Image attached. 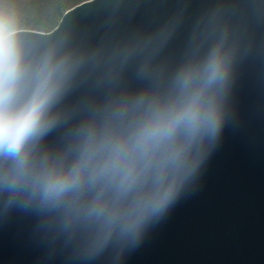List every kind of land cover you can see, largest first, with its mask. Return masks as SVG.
Listing matches in <instances>:
<instances>
[{
	"label": "clouds",
	"instance_id": "1",
	"mask_svg": "<svg viewBox=\"0 0 264 264\" xmlns=\"http://www.w3.org/2000/svg\"><path fill=\"white\" fill-rule=\"evenodd\" d=\"M262 105L264 0H0V238L128 264Z\"/></svg>",
	"mask_w": 264,
	"mask_h": 264
},
{
	"label": "water",
	"instance_id": "2",
	"mask_svg": "<svg viewBox=\"0 0 264 264\" xmlns=\"http://www.w3.org/2000/svg\"><path fill=\"white\" fill-rule=\"evenodd\" d=\"M13 253L5 234L0 238V264H22ZM128 264H264V119L260 112L225 137L201 187L173 208Z\"/></svg>",
	"mask_w": 264,
	"mask_h": 264
},
{
	"label": "trees",
	"instance_id": "3",
	"mask_svg": "<svg viewBox=\"0 0 264 264\" xmlns=\"http://www.w3.org/2000/svg\"><path fill=\"white\" fill-rule=\"evenodd\" d=\"M29 12L37 19L58 18L60 14L84 0H22Z\"/></svg>",
	"mask_w": 264,
	"mask_h": 264
},
{
	"label": "snow or ice",
	"instance_id": "4",
	"mask_svg": "<svg viewBox=\"0 0 264 264\" xmlns=\"http://www.w3.org/2000/svg\"><path fill=\"white\" fill-rule=\"evenodd\" d=\"M260 114H261L262 119H264V105H262L261 108H260Z\"/></svg>",
	"mask_w": 264,
	"mask_h": 264
}]
</instances>
